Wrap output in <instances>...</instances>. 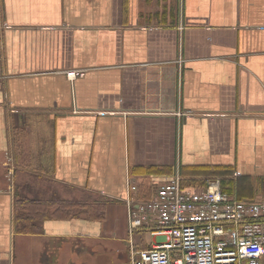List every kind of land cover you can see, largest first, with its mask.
I'll return each instance as SVG.
<instances>
[{"label": "crops", "instance_id": "crops-1", "mask_svg": "<svg viewBox=\"0 0 264 264\" xmlns=\"http://www.w3.org/2000/svg\"><path fill=\"white\" fill-rule=\"evenodd\" d=\"M176 170L264 201V0H0V264H130Z\"/></svg>", "mask_w": 264, "mask_h": 264}, {"label": "built area", "instance_id": "built-area-1", "mask_svg": "<svg viewBox=\"0 0 264 264\" xmlns=\"http://www.w3.org/2000/svg\"><path fill=\"white\" fill-rule=\"evenodd\" d=\"M83 75L66 72L69 79ZM204 185L201 192L184 187L176 170L153 197L139 201L138 187L129 181L130 264H264V201L224 193L220 178H207ZM137 229L165 239L136 248Z\"/></svg>", "mask_w": 264, "mask_h": 264}, {"label": "trees", "instance_id": "trees-1", "mask_svg": "<svg viewBox=\"0 0 264 264\" xmlns=\"http://www.w3.org/2000/svg\"><path fill=\"white\" fill-rule=\"evenodd\" d=\"M28 202L31 203L33 201L32 200L31 201L30 200H19L16 203L14 222H15L16 226H19L18 227V231H20V232L27 231V226L25 224V217L27 216V214L25 212H23L21 210V208L23 209V206L26 203H28ZM57 204L61 205V209H63V210H68V206H71V205L72 206L76 205V206H80V207L84 205L82 203H71V202H68V201H60ZM85 209L86 208H82V211L85 210ZM94 209L95 210L87 209L86 212L88 214V217L89 218L92 217L94 219H97L100 222L103 221L105 219V205L100 203V204L97 205V208H94ZM67 215H69V213ZM19 224H22V225H19ZM142 249H145V248H142Z\"/></svg>", "mask_w": 264, "mask_h": 264}, {"label": "rangeland", "instance_id": "rangeland-1", "mask_svg": "<svg viewBox=\"0 0 264 264\" xmlns=\"http://www.w3.org/2000/svg\"><path fill=\"white\" fill-rule=\"evenodd\" d=\"M101 245H103V244H100V246H101ZM123 245L125 246V250L129 248V247H128V246H129V244H128V242H127V241H125V243H123ZM126 251H127V250H126Z\"/></svg>", "mask_w": 264, "mask_h": 264}]
</instances>
